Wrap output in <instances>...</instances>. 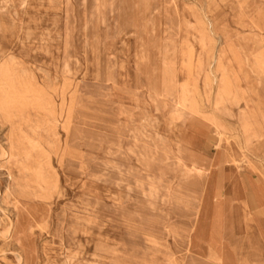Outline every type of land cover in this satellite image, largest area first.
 <instances>
[{
    "label": "rangeland",
    "instance_id": "1",
    "mask_svg": "<svg viewBox=\"0 0 264 264\" xmlns=\"http://www.w3.org/2000/svg\"><path fill=\"white\" fill-rule=\"evenodd\" d=\"M222 45L242 98L214 106ZM263 65L264 0H0V264H202L191 157L225 146L238 175L264 179L237 123L245 103L264 155ZM235 220L228 252L264 249Z\"/></svg>",
    "mask_w": 264,
    "mask_h": 264
},
{
    "label": "crops",
    "instance_id": "2",
    "mask_svg": "<svg viewBox=\"0 0 264 264\" xmlns=\"http://www.w3.org/2000/svg\"><path fill=\"white\" fill-rule=\"evenodd\" d=\"M253 146L252 144L250 149ZM204 147L203 143L201 149L204 150ZM249 151L247 154L250 159L259 162L258 158L250 155ZM223 152L221 148L212 155L205 153L207 160H210V165L197 157H191L197 169L206 171L205 180L198 193L199 197L196 199L197 206L192 224L196 241V247L193 248L195 259H193H197L202 264H264V249L244 258L227 250L224 235L231 226L232 217L236 219L235 223L239 229L237 232L245 236L255 233L256 237L253 239L264 244V179L255 177L248 169L247 173L243 169L241 175H238L233 164L227 162L226 154ZM219 157L222 158L219 159ZM181 167H185L182 174L192 181L190 178L195 176L196 169L184 164L182 158ZM209 173L210 179L207 177ZM218 178L223 185L219 195H216ZM245 217L249 218L246 222H244Z\"/></svg>",
    "mask_w": 264,
    "mask_h": 264
},
{
    "label": "bare ground",
    "instance_id": "3",
    "mask_svg": "<svg viewBox=\"0 0 264 264\" xmlns=\"http://www.w3.org/2000/svg\"><path fill=\"white\" fill-rule=\"evenodd\" d=\"M197 19H200V18H197ZM203 21V20H202ZM197 22V21H196ZM208 25V24H207ZM201 26V25H200ZM203 26V25H202ZM199 26H198V24H197V28H198ZM202 30V29H201ZM31 31V30H30ZM204 31V30H203ZM210 31H211V29H210ZM26 32V31H25ZM212 33V32H211ZM186 34V33H185ZM204 35V34H203ZM235 38H237V37H235ZM187 39V38H186ZM192 39V38H191ZM195 39V38H194ZM203 40V39H202ZM211 41V40H210ZM215 41V40H214ZM234 42V41H233ZM180 43H181V41H180ZM185 43V42H184ZM207 44V43H206ZM181 45V44H180ZM186 45V44H185ZM196 45V44H195ZM240 45V44H239ZM227 46L228 45H222V48H221V50L218 52V54L216 55V51L214 50V52H212V54L210 55V59H209V62H208V73H209V80H210V86H211V88H212V86H215L216 85V90H215V100H214V103H213V105L215 106V105H217V104H221V103H224L225 101H227L228 99H231L232 98V93H231V88H232V84H231V77H230V75H229V73H228V71L226 70V69H224V68H219V67H221L220 65H222V62H223V60H224V57H225V54L227 53ZM241 46V45H240ZM244 46V45H243ZM254 45H252L251 47H253ZM257 46V45H256ZM255 46V47H256ZM206 47V46H205ZM256 48H258V46L256 47ZM251 49V48H250ZM260 49V48H259ZM197 50V49H196ZM239 50V49H238ZM241 50V49H240ZM206 52H207V50H205ZM250 51V50H249ZM211 52V51H210ZM182 53H183V51H182ZM246 53V52H245ZM244 55V54H243ZM196 56V55H195ZM244 56H246V55H244ZM205 57V56H204ZM246 58V57H245ZM185 60V59H184ZM188 61V60H187ZM245 62V61H244ZM247 63V62H246ZM250 63V62H249ZM9 65H11V64H9ZM185 65V64H184ZM203 65H204V63H203ZM216 65V70L217 71H221V73H220V76H217L216 75V72H215V68H214V70H213V67ZM19 66V65H18ZM189 66V65H188ZM251 66V65H250ZM264 66V65H263ZM2 67V66H1ZM254 67V66H253ZM183 68H185V67H183ZM190 68V67H189ZM202 68V67H201ZM254 70V69H253ZM7 71V67L6 66H4V67H2L1 69H0V83H3V82H7L6 81V78H5V72ZM182 71V70H181ZM188 71V70H187ZM219 71V72H220ZM191 72V71H190ZM255 72V71H254ZM232 73V72H231ZM8 74V73H7ZM193 74V73H192ZM187 75V74H186ZM185 75V76H186ZM15 78V77H14ZM30 78V77H29ZM182 78V77H181ZM193 78H195V77H193ZM245 78V77H244ZM20 79V78H19ZM31 79V78H30ZM208 80V79H207ZM25 81H26V79H25ZM17 83V82H16ZM182 83V82H181ZM193 83H194V81H193ZM21 84V83H20ZM187 84V83H186ZM183 85V84H182ZM207 85V84H206ZM205 85V86H206ZM5 86H7V85H5ZM190 87V86H189ZM6 88V87H5ZM7 88H8V86H7ZM12 88V87H11ZM182 89V88H181ZM186 91V90H185ZM196 91V90H195ZM246 91V90H245ZM193 92V91H192ZM8 93V92H7ZM195 93V92H194ZM22 94V93H21ZM33 94V93H32ZM50 94V93H49ZM48 94V95H49ZM184 94V93H183ZM24 95V94H23ZM22 95V96H23ZM34 95H36V94H34ZM187 95V94H186ZM189 95V94H188ZM248 95H249V93H248ZM13 96V95H12ZM40 96V95H39ZM38 96V97H39ZM24 97V96H23ZM41 97V96H40ZM46 97V96H45ZM183 97V96H182ZM249 97V96H248ZM186 97H184V99H185ZM214 98V97H213ZM241 98L242 97H238V98H236V99H234V98H232V99H234L236 102H239V101H241ZM253 100V99H252ZM185 101H187V100H185ZM197 102V101H196ZM19 103V102H18ZM179 103L180 104H183V99L180 97V101H179ZM185 103H188V101L187 102H185ZM184 103V104H185ZM194 104V103H193ZM192 105V104H191ZM236 105V104H235ZM242 105V104H241ZM48 106V105H47ZM197 106V105H196ZM243 110H240V116H241V119L237 122L238 123V126H239V129H240V131H239V144L240 145H242V146H239L240 147V149H244L245 147H247L248 145H250V144H253L254 146L252 147V149H250V155L251 156H253V157H255V158H258V160H259V163L261 164V166H263V170L261 171L262 172V174H264V155H262V154H259V153H257L256 154V152L257 151H255V150H257V149H255V143L254 142H257V141H259V139H260V137H261V135L259 134V125H258V123L257 122H255L253 119H255V117H254V115L253 114H251V112L248 110V106L245 104V103H243ZM192 108V107H191ZM195 108V107H194ZM49 110V109H48ZM47 110V111H48ZM185 110V109H184ZM187 110V109H186ZM195 110H196V108H195ZM195 110H193V112L195 111ZM192 111V110H191ZM197 112V111H196ZM30 113H31V111H30ZM1 114H2V112H1ZM194 114H196V113H194ZM51 115V114H50ZM53 115V114H52ZM207 116V115H206ZM48 117V116H47ZM261 117V116H260ZM13 118H15V117H13ZM13 118H12V120H13ZM49 118H50V116H49ZM198 118V117H197ZM200 118V117H199ZM24 119H25V117H24ZM33 119V118H32ZM19 120V119H18ZM42 120V119H41ZM39 121V120H38ZM29 122V121H28ZM32 122H34V121H32ZM48 122V121H47ZM43 123V122H42ZM236 123V124H237ZM23 124V123H22ZM50 124V123H49ZM52 124V123H51ZM11 125V124H10ZM34 125V124H33ZM45 125V124H44ZM30 126V125H29ZM34 126H36V125H34ZM42 126V125H41ZM237 126V127H238ZM46 127V126H45ZM51 127V126H50ZM11 128H12V126H11ZM37 128V127H36ZM36 128H35V130H36ZM40 128H42V127H40ZM184 128V127H183ZM43 129V128H42ZM45 129V128H44ZM38 130H39V128H38ZM9 131H11V130H9ZM13 131V130H12ZM25 131V130H24ZM32 131H34V130H32ZM184 131V130H183ZM27 132V131H26ZM11 133V132H10ZM37 133H39V131L37 132ZM261 133V132H260ZM36 134V133H35ZM49 134H51V133H49ZM30 135V134H29ZM30 136H32V135H30ZM37 136V135H36ZM45 136V135H44ZM34 137V136H33ZM226 137V136H225ZM225 137H223V138H225ZM234 137V136H233ZM12 138V137H11ZM13 139V138H12ZM25 139V138H24ZM30 139V138H29ZM32 139V138H31ZM50 139V138H49ZM35 140V139H34ZM32 142V141H31ZM232 142H233V140H232ZM43 143V142H42ZM12 144V143H11ZM22 144V143H21ZM32 144V143H31ZM28 145V144H27ZM33 145V144H32ZM37 145V144H36ZM258 145V144H257ZM49 146H51V145H49ZM237 146V145H236ZM9 147V146H8ZM31 147V146H30ZM35 147V146H34ZM54 147V146H53ZM53 147H51V148H53ZM238 147V146H237ZM242 147V148H241ZM5 148V147H4ZM258 148H260V146L258 147ZM239 149V150H240ZM263 149V148H262ZM36 150H37V148H36ZM39 150V149H38ZM223 150H224V152H225V154H226V160H227V162L228 163H231V164H233L234 162H235V159H234V155H233V152L230 150V148H227V147H225V146H223ZM4 151V150H3ZM15 151H17V150H15ZM25 151V150H24ZM23 151V152H24ZM242 151V150H241ZM35 152V151H34ZM48 152H50V151H48ZM223 152V153H224ZM252 152H255V153H253L252 154ZM259 152V151H258ZM12 154V151H10V152H7V155L9 156V155H11ZM35 154V153H34ZM52 154V153H51ZM221 154H222V151H221ZM259 154V155H258ZM25 155V154H24ZM22 156V155H21ZM259 156V157H258ZM15 157V156H14ZM23 157V156H22ZM6 158V157H5ZM27 158H28V155H27ZM34 158V157H33ZM224 158V157H223ZM221 159V158H220ZM2 160V159H1ZM21 160V159H20ZM28 160V159H27ZM18 161V160H17ZM223 161V160H222ZM11 162V161H10ZM22 162V161H21ZM29 162V161H28ZM12 163V162H11ZM223 164V163H222ZM221 165V164H220ZM24 167H27V166H24ZM33 167V166H32ZM24 169V168H23ZM26 169V168H25ZM19 170V169H18ZM27 170V169H26ZM221 170H222V168H221ZM22 172V171H21ZM28 172V171H27ZM31 172V171H30ZM219 172V171H218ZM32 173V172H31ZM221 173V172H220ZM21 174V173H20ZM34 174H35V172H34ZM226 174V173H225ZM17 175V174H16ZM27 175H28V173H27ZM227 175V174H226ZM20 176V175H19ZM226 178H227V176H225ZM23 178V177H22ZM21 178V179H22ZM35 178V177H34ZM193 182L196 180L195 179V176L193 177V178H190ZM225 180V179H224ZM226 180H228V179H226ZM44 181V180H43ZM218 181H219V183H218V188H217V190H216V195H219V192H220V190H221V188H222V181H220V178H218ZM19 182V181H18ZM35 182V181H34ZM33 182V183H34ZM26 185V184H25ZM52 185H53V183H52ZM22 186V185H21ZM60 186V185H59ZM29 188V187H28ZM41 188V187H40ZM189 188H190V190L192 191V193H193V195H194V197L197 199V194H198V190L196 189V188H194V187H190L189 186ZM57 189V188H56ZM38 190V189H37ZM58 190V189H57ZM24 191V190H23ZM50 192V191H49ZM57 192V191H56ZM35 193H39L38 191L37 192H35ZM52 193V192H51ZM17 195V194H16ZM59 195V194H58ZM62 195V194H61ZM37 197V196H36ZM46 197V196H45ZM48 197H50V196H48ZM29 198H32V197H29ZM34 200V199H33ZM43 201H47V200H44L43 199ZM49 201V200H48ZM23 210V209H22ZM23 212V211H22ZM7 213V212H6ZM5 214V213H4ZM11 214V213H10ZM24 214V213H23ZM175 214V213H174ZM15 215V214H14ZM20 216V215H19ZM4 218H5V216H4ZM19 218V217H18ZM6 219V218H5ZM11 219V218H10ZM181 219V218H180ZM249 220V218L248 217H245V219H244V222H246V221H248ZM9 221V220H8ZM11 221V220H10ZM159 221V220H158ZM179 221V220H178ZM5 222H6V220H5ZM85 222V221H84ZM183 222V221H182ZM87 223V222H86ZM12 224V223H11ZM90 224V223H89ZM88 224V225H89ZM78 225V224H77ZM157 227H158V225H157ZM158 229V228H157ZM3 233V232H2ZM4 233H5V231H4ZM9 234V233H8ZM1 236H3V235H1ZM22 238V237H21ZM33 242V241H32ZM102 245V244H101ZM100 245V246H101ZM34 247V246H33ZM99 248H101V247H99ZM110 249V248H109ZM111 250V249H110ZM109 250V251H110ZM102 251V250H101ZM24 254H25V251H24ZM23 254V255H24ZM22 256V255H21ZM32 256V255H31ZM23 257V256H22ZM23 260V259H22ZM37 260V259H36ZM164 261V260H163ZM25 263V262H24ZM32 264V263H31ZM35 264V263H34ZM166 264V263H165Z\"/></svg>",
    "mask_w": 264,
    "mask_h": 264
}]
</instances>
